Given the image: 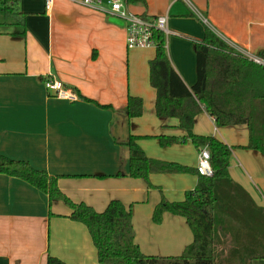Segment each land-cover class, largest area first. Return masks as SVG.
Segmentation results:
<instances>
[{"label": "crops", "instance_id": "1", "mask_svg": "<svg viewBox=\"0 0 264 264\" xmlns=\"http://www.w3.org/2000/svg\"><path fill=\"white\" fill-rule=\"evenodd\" d=\"M19 7L23 23L0 14V153L57 176L72 201L99 212L111 200H121L132 207L135 240L145 254H181L193 241L187 219L167 212L155 225L151 213L162 197L159 189L171 201L184 200L199 182L197 170L150 175L159 189L129 176L131 135L142 147L146 136L187 135L178 119L156 114L148 74L156 48L129 49L121 17L78 0H55L50 11L43 0H20ZM129 9L168 15L167 52L189 87L197 79L195 44L206 27L264 65V0H144L129 3ZM47 78L73 88L80 99L54 96L45 88ZM130 96L143 99L140 117L127 114ZM193 132L233 148L232 182L220 184L217 193L220 208L232 210L235 219L225 220L218 249L234 246L238 260L245 261L252 253L264 254V213L258 212L264 208V154L242 147L249 141L248 126L219 127L204 111L196 116ZM180 140L175 148L156 144L147 155L196 169L200 150L208 146H196L194 153L183 144L188 140ZM70 213L65 202H50L29 182L0 174V264H47L48 255L67 264H102L87 226L70 219ZM251 261L264 264V258Z\"/></svg>", "mask_w": 264, "mask_h": 264}, {"label": "trees", "instance_id": "2", "mask_svg": "<svg viewBox=\"0 0 264 264\" xmlns=\"http://www.w3.org/2000/svg\"><path fill=\"white\" fill-rule=\"evenodd\" d=\"M20 0H4L0 14L17 23L24 22L19 7ZM143 2L144 0H127ZM156 54L149 61V80L156 91L155 111L160 118H176L192 142L208 146L212 155L214 175H199L194 190L186 193L181 201H169L165 197L155 205L152 220L160 224L165 213L183 216L193 233V241L179 255L145 254L135 240L133 211L121 200L109 202L99 212L85 202L72 201L58 186V177L33 167L24 160L13 159L0 153V174L19 177L48 194L50 202L61 200L71 209L68 215L73 221L85 224L97 249V259L102 264H252L253 259L264 258L257 252L249 255V261L238 260L239 249H218L225 220L233 221L232 210L220 208L218 186L232 182L229 164L232 147L213 136L193 132L195 118L202 112L211 115L219 127L246 124L248 144L244 148L264 154V65L237 52L209 27L202 41L197 42V79L188 86L173 67L167 52L164 34H156ZM129 118L143 114V99L130 96L127 104ZM131 135L129 147V176L149 180L154 173H194L196 169L175 161H165L145 154ZM160 144L171 145L175 136H159ZM150 185V184H149ZM222 205V204H221ZM228 211V214H226ZM258 212L264 213L259 207ZM239 220H236V222ZM224 222V223H223ZM224 229V228H223ZM221 230V232H220ZM240 231V230H239ZM224 242V241H223ZM222 242V243H223ZM225 253L227 254L225 256ZM47 264H67L62 259L48 255Z\"/></svg>", "mask_w": 264, "mask_h": 264}, {"label": "built area", "instance_id": "3", "mask_svg": "<svg viewBox=\"0 0 264 264\" xmlns=\"http://www.w3.org/2000/svg\"><path fill=\"white\" fill-rule=\"evenodd\" d=\"M4 0H0V7ZM46 11H50L55 0H43ZM88 8L101 13H111L121 17L126 23V43L129 49L157 48L156 34H164L166 40L171 33L168 24V15L145 16L132 12L127 0H78ZM250 60L262 64V60L256 56H246ZM263 65V64H262ZM45 88L54 96L76 102L80 99L79 94L63 82L47 78L44 82ZM212 155L208 147L202 148L198 155L197 173L202 176L212 177L214 168L212 166Z\"/></svg>", "mask_w": 264, "mask_h": 264}, {"label": "rangeland", "instance_id": "4", "mask_svg": "<svg viewBox=\"0 0 264 264\" xmlns=\"http://www.w3.org/2000/svg\"><path fill=\"white\" fill-rule=\"evenodd\" d=\"M2 17V16H1ZM3 18V17H2ZM7 19H10V17H7ZM149 74V73H148ZM149 82H150V80H149ZM149 85H150V83H149ZM151 86V85H150ZM201 128L202 129H206V125H202L201 126ZM195 132V131H194ZM206 136V135H205ZM146 138H148V139H144V140H146V141H143V147H142V149L144 150V152H145V154L147 155H149V154H151L152 153V148H153V146L155 147V146H157V145H161L160 144V139H159V135H156V136H146ZM151 139H154V140H151ZM180 139H184V140H188L186 143H183L184 145H187V146H190L192 149H193V151H194V153H196L197 152V147H196V145L192 142V140H190L189 138H187V137H185V136H178L177 137V141L175 142V143H173V144H171V145H167V146H163V145H161V146H163V147H171V146H174V148L177 146V145H181L182 143L180 142L181 140ZM190 140V141H189ZM153 141H155V142H157V143H155V142H153ZM157 144V145H156ZM160 146V148H163V147H161ZM161 151H163V153H165L164 152V149H161ZM147 155V156H148ZM150 157V156H149ZM153 158H155V157H153ZM157 159H160V158H157ZM187 159H191V156H188V158ZM161 160H163V159H161ZM165 161H169V160H165ZM175 162H178V161H175ZM178 163H180V164H183V165H187V166H189V167H193L191 164H184V163H181V162H178ZM197 163H198V157H197ZM196 167H197V165H196ZM154 174H158V173H154ZM184 174V173H183ZM185 174H187V173H185ZM189 174V173H188ZM152 175V174H151ZM148 182H149V184H150V186H151V188H153V189H159V185H157V184H155V183H153L152 181H150V177H149V180H148ZM159 191H160V193L162 194V197H165L166 199H168L165 195H164V193L162 192V190L161 189H159ZM161 197V198H162ZM161 200V199H160ZM159 200V201H160ZM169 200V199H168ZM158 201V202H159ZM169 201H171V200H169ZM181 201V200H180ZM156 205V204H155ZM155 207V206H154ZM153 210H154V208H153ZM153 210H152V213H151V219H152V214H153ZM153 222V221H152ZM154 223V222H153ZM155 225H157V223H154Z\"/></svg>", "mask_w": 264, "mask_h": 264}]
</instances>
